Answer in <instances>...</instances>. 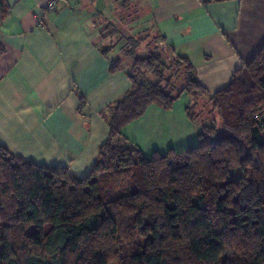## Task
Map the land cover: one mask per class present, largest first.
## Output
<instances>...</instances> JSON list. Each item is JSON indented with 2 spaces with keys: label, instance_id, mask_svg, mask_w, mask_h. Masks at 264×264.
Instances as JSON below:
<instances>
[{
  "label": "trees",
  "instance_id": "obj_1",
  "mask_svg": "<svg viewBox=\"0 0 264 264\" xmlns=\"http://www.w3.org/2000/svg\"><path fill=\"white\" fill-rule=\"evenodd\" d=\"M175 57L187 65L178 92L161 55L112 61L132 86L105 110L109 139L86 177L0 149V264H264V46L213 94ZM183 92L209 96L221 124L146 157L123 129Z\"/></svg>",
  "mask_w": 264,
  "mask_h": 264
},
{
  "label": "crops",
  "instance_id": "obj_2",
  "mask_svg": "<svg viewBox=\"0 0 264 264\" xmlns=\"http://www.w3.org/2000/svg\"><path fill=\"white\" fill-rule=\"evenodd\" d=\"M124 1L60 0L46 17L44 0H0V149L90 174L110 135L105 110L132 86L125 66L112 70L117 49L100 43L104 24H124ZM127 1L148 13L173 55L193 62L212 94L264 46V0ZM179 97L123 129L146 157L198 143L191 96Z\"/></svg>",
  "mask_w": 264,
  "mask_h": 264
},
{
  "label": "rangeland",
  "instance_id": "obj_3",
  "mask_svg": "<svg viewBox=\"0 0 264 264\" xmlns=\"http://www.w3.org/2000/svg\"><path fill=\"white\" fill-rule=\"evenodd\" d=\"M124 7V24H104L101 29V45L105 50L117 49L114 54L115 59H120L121 63L130 69L136 64L137 59L150 54L161 55L168 69L165 74V84L174 88L175 92L180 91L186 83L187 65L177 60L171 53L168 44L159 36L147 12L141 11L137 4L129 3L127 0L124 1ZM148 77L154 79L151 75ZM186 93L183 92L182 94ZM182 94L180 96H183ZM178 98L181 102L182 97ZM190 100L192 101L193 120L198 130L214 121L221 124L219 113L215 110L214 103L209 96L198 95L195 98L191 97ZM34 229L31 228L29 232L34 231ZM117 264L121 263L118 262Z\"/></svg>",
  "mask_w": 264,
  "mask_h": 264
},
{
  "label": "built area",
  "instance_id": "obj_4",
  "mask_svg": "<svg viewBox=\"0 0 264 264\" xmlns=\"http://www.w3.org/2000/svg\"><path fill=\"white\" fill-rule=\"evenodd\" d=\"M60 0H44V16L47 17L51 12L58 9V3Z\"/></svg>",
  "mask_w": 264,
  "mask_h": 264
}]
</instances>
